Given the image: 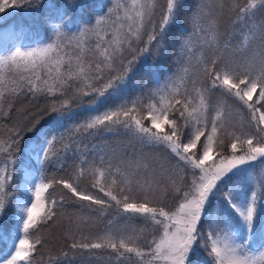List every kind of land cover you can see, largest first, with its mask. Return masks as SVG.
<instances>
[{
  "label": "snow or ice",
  "instance_id": "obj_1",
  "mask_svg": "<svg viewBox=\"0 0 264 264\" xmlns=\"http://www.w3.org/2000/svg\"><path fill=\"white\" fill-rule=\"evenodd\" d=\"M25 5L34 46L0 51V264H34L51 227L67 264H264V0L0 14Z\"/></svg>",
  "mask_w": 264,
  "mask_h": 264
},
{
  "label": "trees",
  "instance_id": "obj_2",
  "mask_svg": "<svg viewBox=\"0 0 264 264\" xmlns=\"http://www.w3.org/2000/svg\"><path fill=\"white\" fill-rule=\"evenodd\" d=\"M30 9L27 5L17 9H8L6 13L0 14V16H4L5 19L3 22H0V51L3 50V46L5 43L8 44H16L24 47L34 46L33 41L36 40L38 37L34 35L37 26L34 23V17L29 15ZM186 14V13H185ZM264 21V13H258L257 15V22ZM10 26H14L16 30V35L14 38L5 40L3 36V30L8 29ZM228 31H231V27H227ZM224 29H222V32ZM239 30H237L238 34ZM227 38V37H224ZM151 63V61H149ZM166 67H172L171 61H168ZM140 80L141 84L148 82V76L145 72L141 71L137 77ZM38 107H33L34 112H38L39 108H43L46 101L41 98L35 102ZM24 107H32V105H24ZM14 119L17 117H13ZM0 131H3L2 125H0ZM116 137L108 136L107 142L109 144L116 142ZM105 141L99 137L86 139L82 141L80 145L81 151L84 149L91 148L93 143L102 144ZM70 155V154H69ZM259 161L253 162L257 164ZM71 163V161H68ZM58 165L54 162L53 165L49 168V173L57 172ZM259 169H262L260 171ZM259 171L264 173V168H261L258 165V169L255 168V174L259 176ZM10 191L15 192L14 185H10ZM75 212V208L73 207H66L65 208V216H64V225H67L68 219L71 213ZM47 242L44 248L40 249L39 253L36 255L34 264H67V261L64 257L61 256L62 252L68 251L66 246V240L64 236V227H51L46 231ZM71 256L72 253H69Z\"/></svg>",
  "mask_w": 264,
  "mask_h": 264
},
{
  "label": "rangeland",
  "instance_id": "obj_3",
  "mask_svg": "<svg viewBox=\"0 0 264 264\" xmlns=\"http://www.w3.org/2000/svg\"><path fill=\"white\" fill-rule=\"evenodd\" d=\"M17 46H20V45H17ZM256 165H257V167H256V168L258 169L259 162H258ZM259 170H260V171H262V169H259ZM260 171H259V174L261 175V174H262V172H260Z\"/></svg>",
  "mask_w": 264,
  "mask_h": 264
}]
</instances>
